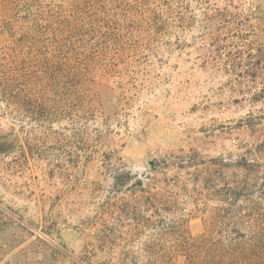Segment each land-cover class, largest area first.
<instances>
[{"label":"rangeland","instance_id":"1","mask_svg":"<svg viewBox=\"0 0 264 264\" xmlns=\"http://www.w3.org/2000/svg\"><path fill=\"white\" fill-rule=\"evenodd\" d=\"M72 1L0 0V264H264V0Z\"/></svg>","mask_w":264,"mask_h":264},{"label":"trees","instance_id":"2","mask_svg":"<svg viewBox=\"0 0 264 264\" xmlns=\"http://www.w3.org/2000/svg\"><path fill=\"white\" fill-rule=\"evenodd\" d=\"M108 2L109 0H73L70 3L73 15L67 30L62 31L64 34L59 39V42L65 44L70 58L79 60L80 52L96 48L108 32H113L115 15L106 10ZM57 32L59 36V31ZM53 34L49 43L55 40ZM9 86L8 83L4 84L0 91L6 94ZM249 227V247L259 258H264V226L251 224Z\"/></svg>","mask_w":264,"mask_h":264}]
</instances>
